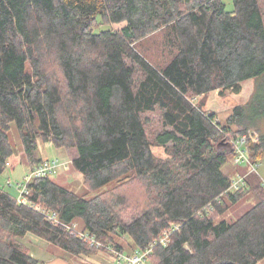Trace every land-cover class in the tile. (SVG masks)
<instances>
[{
	"label": "trees",
	"instance_id": "obj_1",
	"mask_svg": "<svg viewBox=\"0 0 264 264\" xmlns=\"http://www.w3.org/2000/svg\"><path fill=\"white\" fill-rule=\"evenodd\" d=\"M248 80L249 101L216 122L211 93L240 94ZM155 113L160 131L151 127ZM12 128L30 170L43 161L39 139L75 150L69 162L94 195L53 176L33 180L23 205L1 187L0 264H38L19 241L28 233L73 256L96 253L65 228L75 223L128 254L177 225L152 264L264 260L261 177L250 173L245 188L225 194L232 178L223 172L235 154L230 137L249 131L259 140L245 151L253 164L264 161L260 0H233L232 11L224 0H0V173L15 155ZM247 199L256 204L239 219L215 221ZM132 210L126 224L122 214Z\"/></svg>",
	"mask_w": 264,
	"mask_h": 264
},
{
	"label": "rangeland",
	"instance_id": "obj_2",
	"mask_svg": "<svg viewBox=\"0 0 264 264\" xmlns=\"http://www.w3.org/2000/svg\"><path fill=\"white\" fill-rule=\"evenodd\" d=\"M227 11L233 10V0H224ZM264 11V0H260ZM124 25H111L110 27H102L101 29H113L119 31ZM255 89V81L248 80L242 84V92L240 94L227 92L225 96H221L218 92L211 93L207 105V111L209 113H215L218 121L224 123L228 117L234 113V109L237 106L246 104L252 96ZM151 127L155 130H161V115L155 113L151 115ZM253 130V129H252ZM12 143L15 146V155L9 159L8 167L3 173H0V188L3 187L5 191L10 192L12 195H17L16 186L23 182L24 177L29 173L28 161L24 155L20 138L16 129L11 130ZM40 154L43 152L49 159H58L61 161H71L74 156L75 150H69L66 148H56L53 144H45L39 139ZM153 152L156 156L162 159H168L165 149L154 147ZM258 173L264 179V161L258 164ZM223 172L231 177L235 178L238 174L248 177L249 167L246 164H236L234 159L231 158L227 165L223 168ZM53 180L64 185L70 190L78 194L90 193L85 185L84 177L75 171L71 165V168L67 172H63L58 176H54ZM247 182V181H246ZM115 185L108 186L104 191L112 189ZM256 204L255 199H247L239 202L236 205L229 206V209L221 216L216 218V222L222 220L234 221L239 219L248 210H250ZM136 212L128 211L122 214V219L126 224L133 221ZM19 241L26 246L33 258H35L38 264H115L114 258L108 253L105 247L98 249L96 253L89 255L82 254L80 256L70 255L62 248L57 247L47 241L39 238L38 236L28 233L25 237L19 238ZM150 264L151 261H150ZM258 264H264V260Z\"/></svg>",
	"mask_w": 264,
	"mask_h": 264
},
{
	"label": "built area",
	"instance_id": "obj_3",
	"mask_svg": "<svg viewBox=\"0 0 264 264\" xmlns=\"http://www.w3.org/2000/svg\"><path fill=\"white\" fill-rule=\"evenodd\" d=\"M216 122H218V120H216ZM258 140L259 134L255 131H249L242 135H235L234 137H230V143L235 150V154L233 157L234 162L236 164H246L249 167V172L247 175L253 172L259 174V165L253 164L245 151V146L247 143H257ZM71 164L72 162L61 161L58 159H43L42 163L34 169L30 170L29 173L24 177L23 182L16 186V198L18 202L23 205L29 204L27 200V195L29 194L28 186L33 180L53 177L56 175L58 176L63 172H67L71 168ZM246 179V176L238 174L235 178L232 179L231 186L225 192V194H233L241 191L247 186ZM261 181L264 187V179L262 177ZM36 210L43 213V215H45V218L54 226L63 224L60 221L57 213L46 212L42 210L41 207H37ZM65 228L67 229V231L76 235L82 241L90 244L91 247H95L97 249H102V247H105L108 253L113 256L115 264H150L149 257L153 253L154 249L157 246L167 247L171 241L172 234L179 229L177 225H172L162 233L159 239L150 243L144 250H137L133 254H128L116 251V249L112 247L105 246L104 244L99 242L96 237L83 232L76 223L72 225H65Z\"/></svg>",
	"mask_w": 264,
	"mask_h": 264
},
{
	"label": "crops",
	"instance_id": "obj_4",
	"mask_svg": "<svg viewBox=\"0 0 264 264\" xmlns=\"http://www.w3.org/2000/svg\"><path fill=\"white\" fill-rule=\"evenodd\" d=\"M41 156H42L43 159H49L48 156L44 152L41 153Z\"/></svg>",
	"mask_w": 264,
	"mask_h": 264
}]
</instances>
